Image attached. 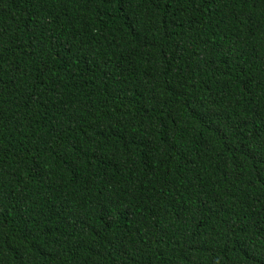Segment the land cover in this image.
Masks as SVG:
<instances>
[{"label": "trees", "instance_id": "obj_1", "mask_svg": "<svg viewBox=\"0 0 264 264\" xmlns=\"http://www.w3.org/2000/svg\"><path fill=\"white\" fill-rule=\"evenodd\" d=\"M0 264H264V0H0Z\"/></svg>", "mask_w": 264, "mask_h": 264}]
</instances>
